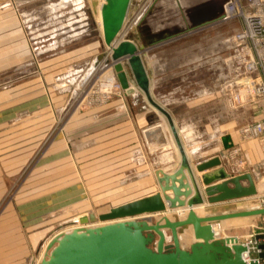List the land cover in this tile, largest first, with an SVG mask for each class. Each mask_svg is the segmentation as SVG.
<instances>
[{
  "label": "rangeland",
  "instance_id": "obj_1",
  "mask_svg": "<svg viewBox=\"0 0 264 264\" xmlns=\"http://www.w3.org/2000/svg\"><path fill=\"white\" fill-rule=\"evenodd\" d=\"M2 1L10 5L6 7L7 11L5 8L0 9V18L13 16L14 25L12 34L0 25V220L3 217L18 220L15 228H20L19 233L26 240L37 230H40L41 236L44 231V237L48 238L56 230L54 233L57 234L75 226L71 222L62 223L71 216L107 211L111 206L123 203L127 198L143 191H134L130 186H133L134 181H143L144 178L135 175L146 169L129 162L128 158H135L131 150L135 144H139L135 140L139 134L143 139V158L149 156L151 136L146 132L141 133L143 128L139 129L135 125L134 116L141 106L146 107L143 103L146 101L139 97L140 100L135 105L127 100L122 111L129 119L116 115L119 111L114 109L108 112L101 110V106L107 102L119 99L117 94H110L108 100L102 104L92 103L88 99L80 103L84 94L79 95L75 103L70 101L66 104L76 84L63 86L56 77L72 68L84 66L100 51L106 50L102 41L99 7L95 12L89 8L90 36L67 45L60 52L40 56L36 66L32 59L26 58L15 16L17 9L19 12L31 11L41 3L40 0H18L15 3L0 0ZM143 1L145 0L141 2ZM136 2L138 4L139 0ZM136 2L132 1L130 12L137 7ZM188 2V16L193 21L190 27L216 15L223 4V0ZM214 31L213 28L204 30L178 43L194 40V43L199 41L198 43L203 44L202 36L212 35ZM91 43L93 45H89ZM164 48L167 46L160 49ZM96 50L100 51L91 56ZM181 58L180 55L179 66L185 70L186 65L182 64ZM106 68L97 69L99 79L106 75H103ZM86 69L87 66L83 71ZM126 98L128 95L123 100ZM224 105L223 102L215 100V105H208L205 109L208 115L220 113L222 117L217 121L218 125L228 121L235 122L236 130L237 125L246 120L247 115L243 112L236 118H230V112ZM246 112L248 119L258 115L256 107L253 111ZM109 114L114 115L109 117ZM123 120L126 122L123 123ZM144 122L143 120V125ZM235 130V139L240 144ZM202 131L201 127L199 132ZM156 138L159 137L154 133V139ZM69 139L71 142L77 141L78 145H70ZM85 141L89 143L86 145ZM231 143L230 139L225 147H230ZM55 145L60 150L54 159V154L50 151ZM240 145L245 149L250 163L244 166L253 175L257 188L256 193L247 200H252L250 202H255L254 206H257L264 197L263 148L257 139ZM39 197L45 199L37 202ZM37 203L40 208L28 211V205ZM9 208H12L11 213H7ZM37 210L39 214L36 217L33 214ZM263 227L264 216L238 217L231 224H225L223 220L221 234L243 237L252 229L261 230ZM44 245L42 243L38 250L31 252L33 254L35 251L34 259Z\"/></svg>",
  "mask_w": 264,
  "mask_h": 264
},
{
  "label": "water",
  "instance_id": "obj_2",
  "mask_svg": "<svg viewBox=\"0 0 264 264\" xmlns=\"http://www.w3.org/2000/svg\"><path fill=\"white\" fill-rule=\"evenodd\" d=\"M130 3L131 0H91L92 11L99 7L103 46L110 45L121 29ZM105 56L104 52H99L96 61ZM123 58L131 72L132 85L121 63ZM110 59L128 98L143 95L165 118L180 156L179 164L172 172L161 168L154 170L159 188L154 193L111 206L104 212H89L79 218L82 226L52 236L38 264H264L255 259L245 261L242 252L246 246L238 242L235 235L216 236L212 228L214 221L264 216V205L207 215H199L194 209L202 205L205 198L213 203L254 195L253 175L250 172L233 175L221 166L195 176L194 170L220 164L219 157L197 161L194 167L191 165L171 113L152 96L150 78L134 42L120 41L112 48ZM219 179L223 180L215 182ZM174 209H187L185 217L179 219L175 212L163 214ZM155 214L159 216L152 220ZM97 220L101 223L91 225ZM186 230L192 231L193 239L183 244L181 235Z\"/></svg>",
  "mask_w": 264,
  "mask_h": 264
},
{
  "label": "built area",
  "instance_id": "obj_3",
  "mask_svg": "<svg viewBox=\"0 0 264 264\" xmlns=\"http://www.w3.org/2000/svg\"><path fill=\"white\" fill-rule=\"evenodd\" d=\"M146 1L141 2L133 12H129L130 3L121 29L110 45H104L108 50L100 51L108 54L109 61L104 60V65L113 70L114 62L110 59L112 48L124 39L134 42L141 54L146 48L149 51H155L164 46H176L181 43H178L179 41L193 36L195 33L211 28L215 29L212 35L202 36L203 44L191 42L184 47L183 65H186V69L181 72L190 74L195 64L201 69V75L194 81L195 86L191 85L189 79L186 87L189 88L190 96L223 102L230 112V118H236L245 112L246 120L238 124L235 130L238 140L242 144L251 139H257L264 152V0H223L221 10L213 17L194 24L187 30L168 34L152 44L143 46L137 35H130V31L125 29V23L129 12L132 18L138 15L135 24L137 28L141 26L149 11L147 7L143 6ZM40 2L31 11L21 10L19 12L17 9L25 38L29 44L31 59L36 63V66H38L40 56L62 50L67 45L90 36L91 33L90 7L87 4L86 6L81 5L77 11V5L73 0H40ZM7 5L10 3H6ZM144 8L146 10L136 14ZM61 40L65 42L61 43ZM91 61L92 59L84 66L71 70L83 71L86 66L89 68ZM93 61H96V57ZM121 63L124 65L129 83L133 84L134 81L126 65V59H121ZM63 76H57L56 80L60 82L61 79H64ZM98 78L100 77L97 72L90 73L88 80L81 83L77 91L74 90L75 93L71 94L66 104H69L70 101L75 103L78 101L79 95L82 94L84 95L80 103L88 99L92 103L102 104L108 100L110 94H116L120 89L123 90L117 77L113 78L114 81L110 89L103 86L104 84L98 86ZM255 107L258 110L257 117L252 116L248 119L246 111H253ZM221 117L219 112L212 114L213 129L216 132L220 131L217 121ZM194 130L197 132V127ZM240 144L235 139L230 147H225L223 151L229 173L233 175L249 172L247 166H244L250 164L248 156ZM259 205H264V197L260 199ZM220 222H212L213 231L215 234L217 233V236H223ZM214 227L218 229L217 232ZM241 243L246 246L242 252L245 261L255 259L258 263H264V227L261 230L252 229Z\"/></svg>",
  "mask_w": 264,
  "mask_h": 264
},
{
  "label": "crops",
  "instance_id": "obj_4",
  "mask_svg": "<svg viewBox=\"0 0 264 264\" xmlns=\"http://www.w3.org/2000/svg\"><path fill=\"white\" fill-rule=\"evenodd\" d=\"M141 1L142 0H139L137 4L136 0H134L137 6L141 3ZM174 1L175 0L146 1V4L143 6L151 9L148 11L141 26L137 28V25L134 23L132 27L133 29L130 30L132 34L138 36L141 45L145 46V44H152L153 42L160 40L168 34L170 35L174 32L182 31L185 28H189L190 24H193V21L188 16V8L190 6L188 0H179V3H177V1L176 3H174ZM153 3L155 4L151 6ZM7 6L6 3H3V1L0 2L1 10L5 8L4 10L7 11ZM15 17L18 25V35L23 42L26 58L31 59L29 44L22 29V22L20 21V17L18 16V14H16ZM13 19V16L0 18L1 28H5L7 31L9 30L11 34L14 25ZM192 41H183L176 46H167V48L156 49L155 51H149L147 48L145 50L143 49L144 52L141 53V55L150 78L151 93L155 100L160 102L170 111L173 120L175 121L177 127H179L178 129H180V133H182L184 130L190 132H188V135L185 134L183 136L182 141L188 159L192 166L197 161H204L215 156L219 157L220 164L203 169L201 171L194 170L195 176H200L205 172H211L221 166L224 167L225 171L229 173V167L225 161L223 151L226 144L229 143L230 139L232 141H234L235 139V122L228 121L220 124V131H214V121H212L213 113L211 115H208V112L205 108L211 104L215 105V100L210 98L190 96L189 88L186 87V83L188 82L187 80L190 79L192 83L191 85L195 86L194 81L201 75V69H199V67H197L195 64L190 74H187L185 72L182 73V66H179V62H181V55L182 64L184 63V47L191 42L194 43V40ZM195 42L198 43L199 41ZM89 45H93V43ZM99 51L96 50L91 56L98 53ZM55 53L56 52L47 54ZM70 70L66 71V73H68ZM142 99L143 98H141V100ZM127 100L136 105L138 104V100L140 99L137 98L131 101L128 98L124 100L119 98L116 101L112 100L110 102H107L106 104L101 106V110L108 112L109 110L114 109L116 111H119V113H117L116 115L125 117L126 113L122 110H124V106L126 105ZM144 100L146 101L145 98ZM143 103L146 105V107L141 106L138 109V112L134 115L135 125L138 126L139 129L143 128L141 130V133L146 132L151 136V141L149 144L150 151L148 152L149 156H145L143 158V149L141 147L143 139L142 135L139 134V137L135 139L139 141V144H135L131 150L135 158H128V161L132 162L136 166L139 165L141 166V168L146 169L144 170V172H137V175H135L139 178H144L143 181H134L133 186H130L134 191H137L138 189H141L143 191L139 194L134 195L133 197L127 198L126 201L146 196L157 191L159 188L155 179L154 172L152 170L160 167L165 171L172 172L178 166L180 159L179 153L176 151L173 140L169 135L170 133H168L169 130L167 129V126H165V118L162 117V114L152 108L147 101ZM113 115L114 114H109V117ZM148 118L149 121H147ZM111 119L113 120L115 118ZM124 119L129 118L125 117ZM143 120L146 122H144V125L142 124ZM125 122L126 120H123V123ZM195 127H197L198 129L197 132L194 130ZM201 127L203 128V131L200 133L199 129ZM182 129L184 130L181 131ZM192 129L194 130V132ZM222 132H224V135L222 134ZM154 133L159 138L154 139ZM69 142L70 145H78L77 141L75 143V140L71 142V140L69 139ZM87 143H89V141H85L86 145ZM56 145L50 151L51 154H54L52 156L54 159L57 157V154L60 150L59 146ZM134 150L135 152L133 153ZM53 166L55 167V165ZM43 167L45 168L46 165H43ZM221 180L223 179H219L215 182H221ZM198 183L200 188H203L204 185L200 181ZM242 183L245 184V181H243ZM168 193L171 194V191H168ZM249 197L250 196H245L241 198L229 199L213 203L207 202L206 198L204 197V203L202 205L195 206L194 209L199 215H207L260 207L259 203L257 204V206H254L256 205L254 204L255 202L252 203L250 202L252 200H247ZM44 199L45 198L43 197H39L38 199H36V201L39 202L40 200ZM28 208V211L34 210L36 208H40V204H30L28 205ZM38 210L33 214L36 217L39 214ZM11 211L12 208H9L7 213H11ZM168 211L172 210H167L163 214H169ZM173 212L178 215L179 219H182L185 217L187 209H174ZM84 215L86 214H77L71 216L70 218L62 221V223L69 222L75 217L79 218L80 216ZM234 219L236 218L225 219L224 222L225 224H231V221ZM17 221L18 220L16 219L8 217H3L0 220V264H36L41 254L43 253L46 244L53 235L45 238L44 231H41L43 233V235L41 236V234L39 235L40 230H37V232L35 231L32 235H29L26 240L20 235V228H15L17 223H19V221ZM72 224L74 225V223ZM54 232H57V230ZM54 232L52 234L55 235L56 233ZM42 243H44L45 245L43 246L42 251L39 252L38 257L34 259L35 251L33 252V254L31 252L33 250H38Z\"/></svg>",
  "mask_w": 264,
  "mask_h": 264
},
{
  "label": "bare ground",
  "instance_id": "obj_5",
  "mask_svg": "<svg viewBox=\"0 0 264 264\" xmlns=\"http://www.w3.org/2000/svg\"><path fill=\"white\" fill-rule=\"evenodd\" d=\"M12 3H15V2H17L18 0H10ZM74 1V3H75V5H77L76 6V10L78 11L79 10V8L81 7V5H85L86 6V4L88 5V7H90L91 8V5H90V1L89 0H73ZM82 1H83V3H82ZM176 1L179 3L180 1L179 0H175L174 1V3H176ZM131 4H132V1H131ZM151 9V8H150ZM149 9V10H150ZM97 10H98V7H97ZM144 10H146V8H144L143 10H141V11H138V12H136V14H139V12H143ZM129 12H130V9H129ZM128 12V17L126 18V23H125V29L127 30V31H130L131 30V28L133 27V25H134V23L136 22V18L138 17V15H136L134 18H132L131 16H130V14L131 13H129ZM98 14H99V18H100V12H98ZM141 14V13H140ZM20 17V16H19ZM100 24H101V18H100ZM101 28H102V26H101ZM185 28V27H184ZM190 28V27H189ZM188 28H185V29H183V30H187ZM182 30V31H183ZM63 42H65V41H62L61 40V43H63ZM106 50H108V48L106 47ZM142 56V55H141ZM105 58H107L108 59V54H106V56L101 60V62H97L96 63V61H91V63L89 64L90 66H89V68H87L85 71H80V70H70L68 73H64V76H63V78L64 79H61V85H63V86H65L66 84H72V83H75L76 85L74 86V89L72 90V95L75 93L74 92V90L75 91H77V88L78 87H80L79 85L81 84V83H85V81H87L88 80V78H89V76H90V73L92 74V73H94V72H97L99 69H102V68H105V67H107V70H106V72H104L103 73V75L104 74H106L103 78H101V79H97V81H98V86H101V85H103V84H105L106 86H107V88L108 89H110V87L112 86V84H113V78H116L115 77V73H114V71L112 70V68L111 67H108V66H105L104 65V60H105ZM143 59V58H142ZM146 68V67H145ZM98 69V70H97ZM148 73V72H147ZM129 84H131V82L129 83ZM132 85V84H131ZM104 86V85H103ZM150 87H151V83H150ZM151 90V89H150ZM136 92H138V89H136ZM117 96L118 97H120L121 99H123L127 94L125 93V91H124V89L123 90H119L117 93ZM142 97L144 98V96L142 95ZM155 99V98H154ZM160 103V102H159ZM161 104V103H160ZM162 105V104H161ZM164 106V105H163ZM170 112V111H169ZM163 117V116H162ZM164 120V119H163ZM165 122H166V120H165ZM175 122V121H174ZM176 124V123H175ZM165 126H167V128L169 129V127H168V125H167V122H166V124H165ZM177 126V125H176ZM179 127H177V130H178V133H179V136H180V138H181V141H182V139H183V136L185 135V134H187L188 135V132L189 131H185L184 129H182L181 131H183L182 133H180V129H178ZM193 130V129H192ZM194 132V131H193ZM168 133H170V132H168ZM190 133V132H189ZM170 135V137H171V139L173 140V138H172V135H171V133L169 134ZM182 136V137H181ZM173 143H174V141H173ZM182 143H183V141H182ZM174 146H175V148H176V151L178 152V150H177V147H176V145H175V143H174ZM183 147H184V144H183ZM185 149V148H184ZM257 189V188H256ZM96 214V213H95ZM86 215H88V214H86ZM155 215H157V214H155ZM159 215H157V217H158ZM81 217V216H80ZM79 217V218H80ZM242 217H246V216H242ZM79 218L78 217H75V218H73L72 220H70L69 222H71L72 221V223H74V225L75 226H73V227H70L69 229L67 228V229H65V230H63V231H60V232H64V231H67V230H70V229H72V228H74V227H78V226H82V224H80V222H79ZM233 218H237V217H233ZM75 220V221H74ZM96 224H100L101 222L99 221V222H95ZM95 223H92L91 225H94ZM221 223V227H222V229H223V220L220 222ZM214 230H215V232H217V228L216 227H214ZM60 232H58V233H60ZM57 233V234H58ZM56 235V234H55ZM216 236H217V233L215 234ZM223 236H225L226 234L225 233H223L222 234ZM54 236V235H53ZM245 236H247V234L245 235ZM245 236H243V237H238L237 236V240H238V242H240L241 243V241H243V239L245 238ZM193 239V237H192V231L191 230H186L182 235H181V242L183 243V244H186V243H189L191 240ZM46 246H47V244H46ZM46 246H45V248H44V251H43V254L40 256V258H39V260L37 261V263L36 264H38V262L40 261V259L44 256V254L46 253Z\"/></svg>",
  "mask_w": 264,
  "mask_h": 264
}]
</instances>
